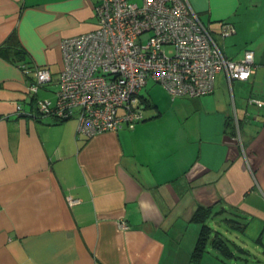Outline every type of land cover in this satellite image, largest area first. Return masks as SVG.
Here are the masks:
<instances>
[{"label": "crops", "instance_id": "0c3cea01", "mask_svg": "<svg viewBox=\"0 0 264 264\" xmlns=\"http://www.w3.org/2000/svg\"><path fill=\"white\" fill-rule=\"evenodd\" d=\"M99 2L0 0V264H191L196 212L231 249L208 243L198 264H264V107L247 104L264 101V0H188L227 58L252 51L248 81L174 100L153 83L134 129L86 138L30 113L55 100L61 42L96 28ZM24 63L51 74L35 95Z\"/></svg>", "mask_w": 264, "mask_h": 264}, {"label": "built area", "instance_id": "2783aa9c", "mask_svg": "<svg viewBox=\"0 0 264 264\" xmlns=\"http://www.w3.org/2000/svg\"><path fill=\"white\" fill-rule=\"evenodd\" d=\"M94 15V30L61 42L55 100L36 99L37 113H30L32 117L58 122L76 118L78 133L86 138L132 130L145 119L141 91L148 82L161 86L172 100L195 98L214 91L218 74L224 75L231 90L233 82L248 81L255 71L252 51H245L242 62L221 52L188 0H142L141 5L100 0ZM232 31L223 25L224 36ZM143 35L148 36L145 42ZM19 68L31 79L33 95L52 80L45 68L27 64ZM247 104L264 107V101L252 97ZM15 109L22 114L20 106ZM233 121L239 140L235 115ZM68 203L75 205L78 200L68 198Z\"/></svg>", "mask_w": 264, "mask_h": 264}, {"label": "trees", "instance_id": "16d2710c", "mask_svg": "<svg viewBox=\"0 0 264 264\" xmlns=\"http://www.w3.org/2000/svg\"><path fill=\"white\" fill-rule=\"evenodd\" d=\"M14 37V35L12 34L9 38V40H12ZM24 64H28V63H24ZM144 99L142 98V101ZM146 102V100L144 101ZM226 130L234 131L235 127L234 125H230L229 123H226ZM233 134V133H232ZM202 213H198L196 212L195 216H194V220L197 222H200V231L198 234V238L196 240V244L194 247V250L191 253L190 256V261L191 264H198L200 261V258L202 256V254L206 251V247L207 244L209 243L214 249H217L220 251V253L224 256H230L231 252H230V247L228 246L226 240L220 238L219 236H210V227L206 224L205 222V218L201 215Z\"/></svg>", "mask_w": 264, "mask_h": 264}, {"label": "rangeland", "instance_id": "374dc122", "mask_svg": "<svg viewBox=\"0 0 264 264\" xmlns=\"http://www.w3.org/2000/svg\"><path fill=\"white\" fill-rule=\"evenodd\" d=\"M147 38H148V36L147 35H143L142 37H141V40H142V42H145L146 40H147ZM167 53L168 54H171L172 53V49L171 48H168L167 50ZM55 77V80L57 81V78H58V81H59V74H57V75H55L54 76ZM217 78H218V76H217ZM220 79L218 78L217 79V81H219ZM153 85V83L152 82H148L147 83V85L142 89V91H141V95L142 96H146V91L149 89V87L150 86H152ZM52 86V91H57L58 90V85L56 86V89L54 90V88H55V86L54 85H51ZM123 112V110L122 109H119V113H122ZM145 118V117H144Z\"/></svg>", "mask_w": 264, "mask_h": 264}]
</instances>
